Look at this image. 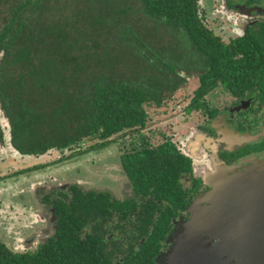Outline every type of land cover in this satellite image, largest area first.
<instances>
[{"label": "flooded vegetation", "instance_id": "af4514ba", "mask_svg": "<svg viewBox=\"0 0 264 264\" xmlns=\"http://www.w3.org/2000/svg\"><path fill=\"white\" fill-rule=\"evenodd\" d=\"M192 10L190 32L155 24L179 34L173 48L143 36L127 43L138 56L136 75L149 85L136 119L103 118L74 144L28 156L20 140L13 142L0 103V161L49 158L8 174L0 169V190L14 185L9 197L0 191V264H163L169 238L191 219L192 205H210L211 188L196 169L264 164V0H194ZM170 156L183 158L175 172L163 165ZM89 157L94 166L82 176V165L63 169V162ZM58 171L65 183H50ZM175 176V201L183 207L161 198ZM161 216H171L164 240L149 246Z\"/></svg>", "mask_w": 264, "mask_h": 264}, {"label": "trees", "instance_id": "16d2710c", "mask_svg": "<svg viewBox=\"0 0 264 264\" xmlns=\"http://www.w3.org/2000/svg\"><path fill=\"white\" fill-rule=\"evenodd\" d=\"M110 1L107 13H83V18L69 11L68 0H0V103L11 124L13 142L21 141L18 149L23 155L39 156L53 145L74 144L84 136V127L92 134L106 117H139L147 77L113 73L109 63L114 57H108L107 50L113 44V48L128 46L132 38L142 35L132 25L130 4ZM136 2L140 13L154 24L182 25L191 31L194 0ZM107 18L110 28L101 37L95 27ZM24 71L29 80L21 85ZM47 96L52 101L43 104ZM182 162V157L170 156L163 165L175 172ZM176 180L177 176L174 187L162 188L161 198L183 207V201H175ZM170 217L159 218L146 244L156 247L164 240ZM149 222L153 223L151 217Z\"/></svg>", "mask_w": 264, "mask_h": 264}, {"label": "water", "instance_id": "95a60500", "mask_svg": "<svg viewBox=\"0 0 264 264\" xmlns=\"http://www.w3.org/2000/svg\"><path fill=\"white\" fill-rule=\"evenodd\" d=\"M196 169L211 188L179 225L166 264H264V164L244 171L223 164Z\"/></svg>", "mask_w": 264, "mask_h": 264}, {"label": "rangeland", "instance_id": "374dc122", "mask_svg": "<svg viewBox=\"0 0 264 264\" xmlns=\"http://www.w3.org/2000/svg\"><path fill=\"white\" fill-rule=\"evenodd\" d=\"M116 1V0H115ZM121 2H127V4H130V6H133V10H137L136 13L132 14L133 16L131 17L132 22H136L137 26L139 27V30L134 26V29H137L136 31H140L142 36L145 37L150 43L152 44H166L169 47L173 48L175 44H177L179 41L181 42L182 38L179 37V34L176 33V31L169 29V28H163L159 25H155L152 23L147 16L142 15L138 11L139 6L136 3L134 5L133 2H136V0H119ZM118 2V1H117ZM112 3L110 0H68V9L70 12H79V15H82L83 13L90 14L92 12H98L105 14L107 13V10L110 8L109 5ZM94 7V8H93ZM131 13V11H130ZM94 15V14H93ZM85 17V14H83V18ZM108 23H111L108 18L103 21L102 24L99 26L95 27L99 31V35L101 37H104L105 32L108 31ZM110 28V27H109ZM96 33H94L95 35ZM114 44L108 48V57L112 58L114 57L113 60L109 63L110 70L114 73H141V67L140 64L138 63V56L137 54L130 49L128 46L125 44H119L118 47H114ZM183 50V49H182ZM27 71V70H26ZM26 71L22 72L20 75L21 78L19 79L20 84L24 85L26 84V79L29 80V75L26 73ZM45 101V102H44ZM44 101L42 102L43 104H46L48 101H52V97L47 96L44 97ZM3 160L0 161V169L1 172L5 174H8L9 172H13L15 170H19L22 168H29L41 163H44V161H48L47 159L49 158H43V159H32L31 157H16V156H6V157H1ZM94 158L89 157L84 160H80V162H77L75 164H72L69 167H66L65 165L69 163L70 161L63 162L64 166L63 169H77V166L82 165V169H80L79 174L82 176L84 173L83 169H88V167H93L94 166ZM252 165H255V161L251 160L250 161ZM263 163V162H262ZM77 165V166H73ZM87 167V168H85ZM204 169H206L205 165H201ZM61 168V167H59ZM48 169H54V168H48ZM211 169L207 168L206 170ZM214 169V168H212ZM237 169V168H236ZM239 171H244V169H240ZM58 172H54L53 174V179L51 180L50 183H65L64 178L60 179L61 174ZM62 173V172H61ZM63 174V173H62ZM106 177H102L100 179V182L103 184L105 180H107ZM28 180H36L35 177H32V179ZM24 181V180H22ZM53 181V182H52ZM70 181V180H69ZM34 182V181H33ZM110 184H113L112 181L108 182ZM13 182L9 181L5 186H3V193L6 192V197L11 196L13 193ZM161 262L163 264H166L165 261L162 259Z\"/></svg>", "mask_w": 264, "mask_h": 264}]
</instances>
